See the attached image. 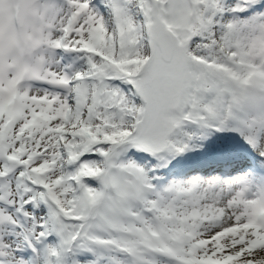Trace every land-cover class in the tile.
Wrapping results in <instances>:
<instances>
[{"label":"snow or ice","instance_id":"1","mask_svg":"<svg viewBox=\"0 0 264 264\" xmlns=\"http://www.w3.org/2000/svg\"><path fill=\"white\" fill-rule=\"evenodd\" d=\"M31 17L0 10V264H264V0Z\"/></svg>","mask_w":264,"mask_h":264},{"label":"clouds","instance_id":"2","mask_svg":"<svg viewBox=\"0 0 264 264\" xmlns=\"http://www.w3.org/2000/svg\"><path fill=\"white\" fill-rule=\"evenodd\" d=\"M40 2L41 0H36L37 4ZM54 2L61 7H63L65 4V0H54ZM24 3L25 0H0V10L3 12L6 29L9 26L10 21H15L14 25H12L13 38L17 36L22 38L26 31L27 24L36 23L35 17H31L27 22L24 21ZM18 8L21 10L19 15ZM245 38L251 45H253V47L250 49L252 52V59L256 63L264 65V32H253L248 30L245 32ZM9 51L14 57L19 55V52L15 47H12Z\"/></svg>","mask_w":264,"mask_h":264}]
</instances>
